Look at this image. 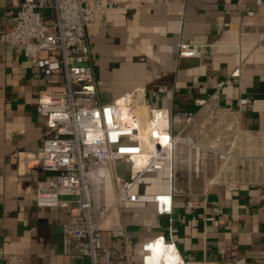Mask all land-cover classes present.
I'll use <instances>...</instances> for the list:
<instances>
[{"label": "crops", "instance_id": "crops-1", "mask_svg": "<svg viewBox=\"0 0 264 264\" xmlns=\"http://www.w3.org/2000/svg\"><path fill=\"white\" fill-rule=\"evenodd\" d=\"M111 1L115 7L87 29L102 102L143 86L151 106L169 111H196L199 100L214 93L222 106L228 98L237 107L240 97L251 105L230 129L201 139L232 149L234 158L221 166L215 152L198 154L179 144L173 168L169 162L163 172L145 173L133 187L164 193L175 184L172 212L161 214L152 202L125 212L113 208L100 225L104 245L122 254L128 241L140 258L141 244L161 237L175 244L184 264H264V15H247L254 0ZM3 10L0 0V17ZM182 40L208 44V51L181 57ZM63 84L62 73L44 75L27 60L22 45L0 42V264H89L75 253L74 237L64 251L70 210L35 202L37 180L45 177L35 155L50 134L37 104L42 93L61 91ZM115 174L130 181L135 173L126 160L88 168L95 216L115 200ZM229 181L238 189L230 190ZM191 200L199 207H189Z\"/></svg>", "mask_w": 264, "mask_h": 264}, {"label": "built area", "instance_id": "built-area-1", "mask_svg": "<svg viewBox=\"0 0 264 264\" xmlns=\"http://www.w3.org/2000/svg\"><path fill=\"white\" fill-rule=\"evenodd\" d=\"M254 5L246 8L247 15H264V0H254ZM114 7L111 0H4L0 42L22 45L27 60L41 73L49 76L59 72L64 77L63 89L42 93L37 104V112L46 119L50 134L35 155L37 166L45 173L37 180L35 202L38 206L70 210L71 220L64 226V251L68 252L69 237H74L75 253L87 257L89 264H118L121 257L125 264H184L175 244L161 237L143 242L140 258L134 256L128 241L121 254L117 248L104 245L101 222L113 208L125 212L151 202L159 213H171L175 184L170 192L139 193L133 190L136 181L145 173L165 171L169 162L173 168L177 146L182 143L198 154L201 150L215 152L223 166L235 157L232 149L212 146L201 139L216 129L217 133L230 129L242 107L251 105V99L240 97L235 107L227 98L222 106L214 93L199 100L196 111H169L151 106L145 87L138 86L111 102H102L87 29L97 22L98 14L105 17L107 10ZM261 42L264 43V33ZM207 51L208 44L204 43L182 40L178 45L181 57H200ZM233 74H239V70ZM189 127L191 132H187ZM203 158L197 156V160ZM117 160L128 161L134 177L127 181L115 174V200L95 216L88 168ZM238 185L228 182L230 190L238 189ZM259 190L264 193V180ZM198 205L193 200L188 202L191 208ZM214 212L220 213L221 209L217 206ZM112 232L124 234L122 229ZM16 264L25 262L19 260Z\"/></svg>", "mask_w": 264, "mask_h": 264}, {"label": "bare ground", "instance_id": "bare-ground-1", "mask_svg": "<svg viewBox=\"0 0 264 264\" xmlns=\"http://www.w3.org/2000/svg\"><path fill=\"white\" fill-rule=\"evenodd\" d=\"M172 254H173V253H172ZM169 259H170V255L167 256V260H169Z\"/></svg>", "mask_w": 264, "mask_h": 264}, {"label": "rangeland", "instance_id": "rangeland-1", "mask_svg": "<svg viewBox=\"0 0 264 264\" xmlns=\"http://www.w3.org/2000/svg\"><path fill=\"white\" fill-rule=\"evenodd\" d=\"M49 13H47V15H48Z\"/></svg>", "mask_w": 264, "mask_h": 264}]
</instances>
